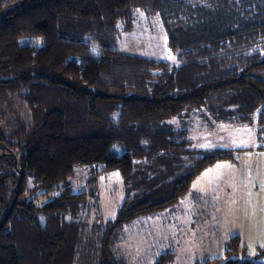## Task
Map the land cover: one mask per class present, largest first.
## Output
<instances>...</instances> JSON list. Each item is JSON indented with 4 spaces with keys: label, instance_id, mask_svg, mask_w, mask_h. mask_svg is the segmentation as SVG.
I'll return each mask as SVG.
<instances>
[{
    "label": "trees",
    "instance_id": "1",
    "mask_svg": "<svg viewBox=\"0 0 264 264\" xmlns=\"http://www.w3.org/2000/svg\"><path fill=\"white\" fill-rule=\"evenodd\" d=\"M6 1L0 122L8 127L0 126V145L17 148L21 175L12 155L0 158V206L9 208L0 264H24L15 228L21 222L33 230L37 264H74L79 224L66 218L84 208L85 193L66 186L41 206L21 196L52 191L78 170L99 166L118 171L131 192L102 243L101 263L120 264L112 253L119 228L174 206L205 170L234 159L225 150L191 149L187 132L168 120L205 110L246 122L259 112L264 131V0H21L5 11ZM138 10L162 17L179 66L116 47ZM24 37H41L43 45H22ZM16 179L17 201L9 204L7 182ZM246 249L233 238L225 258L196 264H238L234 256ZM260 252L256 257H264V247Z\"/></svg>",
    "mask_w": 264,
    "mask_h": 264
},
{
    "label": "rangeland",
    "instance_id": "2",
    "mask_svg": "<svg viewBox=\"0 0 264 264\" xmlns=\"http://www.w3.org/2000/svg\"><path fill=\"white\" fill-rule=\"evenodd\" d=\"M8 1L9 3H7ZM20 1L21 0H7L5 11H9ZM20 42L22 45L37 47L43 45L41 37H24ZM116 47L125 53L168 62L173 67L180 65L177 53L170 47L169 36L162 21V17L160 15H148L143 10H138L136 12V19L131 30H120ZM92 51L97 55L101 53V49L95 45L92 46ZM258 115L259 112L256 113L251 120L246 122H229L217 119V117L205 110H196L190 113V115H185L181 118H172L167 121V124H170L176 131L180 130L187 132V139L191 142V149L202 152L225 150L232 153L234 159L223 161H234L238 158L240 162L243 156L250 158L254 156H264V131L260 129L257 119ZM5 120L6 119L0 122V126L3 125L8 127ZM6 132L7 130L5 133ZM8 154L12 155L14 158V169L17 173H20L16 174L18 178V176L21 175L20 153L16 147H9L3 143V145H0V158ZM227 165L228 166H222V168H218L214 172L209 173L205 182L206 188L212 193L208 198L211 204H216L218 200V208L225 205L231 206L233 203L236 204L240 198H243L245 202H247L248 199L251 200V193L248 195L246 189L248 183L254 182V179L249 178L247 179L248 182L244 180V183L238 181V176L235 175L234 171H239L240 166H238L237 163L234 165L232 162H227ZM211 167L207 170L211 169ZM231 176H234V178L231 179ZM221 181L228 184L230 188L237 190L239 198L233 197V195L226 196L227 194L224 192L221 193L219 189L222 188ZM15 183L16 185L11 180L7 182L6 196L9 204L13 203L14 200L17 201L18 186L21 184V179H16ZM235 185L237 187H235ZM66 186H71L75 192L85 193L86 196L84 208H82L77 215H68L66 218L68 222L74 220L79 224L80 232L76 244L74 264H102V243L107 225L110 221L116 219L119 209L131 195V192H127L123 178L118 171L109 173L103 172V169L99 166L97 170H78L71 179L61 182L52 191H37L33 193L30 190L26 191L25 194H22L21 200H24V198L27 200H34L33 202L35 204L41 206L49 199L58 195ZM29 187H34L30 180L28 182V188ZM260 190H264V185ZM188 194L174 205L182 206L183 209L173 210L172 207L174 206H171L165 209L166 211L162 210L165 212L160 211L161 213L157 212L158 214L155 213L152 216L138 218L125 224L114 233L112 253L120 264H157L160 258L158 255L160 250L159 240L165 238V243H167V241L173 240L172 237L174 236H178V239L175 240L181 244L178 245L177 248L175 247L177 252L174 257L172 255L163 256L166 264H196L198 262H205L209 259H216L219 257L225 258L224 253V255L219 257L202 260L204 258L202 256H205L208 248H212L210 246L211 244L199 241H194L195 243H193L190 240H185L186 235L189 233V224L187 222L190 217L184 214V211L190 204L199 205L200 201L198 202L197 200L201 197H206H199V195L195 193L192 195V201L191 199H188V201L186 200ZM212 201L214 203H212ZM8 210L9 208L3 209L0 206V228L8 217ZM215 223L216 222H213V232L215 231ZM162 224H166L163 229L160 227ZM196 226L198 227V229L195 228L197 229L196 234L198 230L205 227V225L198 224ZM15 228L20 238L23 253L25 254L24 264H37L33 255H30V249H32L35 244V236L33 235L32 228L28 225V222H21ZM202 231L204 232V229ZM234 238L241 239L238 235ZM263 247L264 246L259 247L256 254L252 253L249 249L245 251L240 250L238 255L234 256V258L239 261L238 264H242L247 260L264 264V257H256L258 253H261L260 251ZM226 249H228V246Z\"/></svg>",
    "mask_w": 264,
    "mask_h": 264
},
{
    "label": "crops",
    "instance_id": "3",
    "mask_svg": "<svg viewBox=\"0 0 264 264\" xmlns=\"http://www.w3.org/2000/svg\"><path fill=\"white\" fill-rule=\"evenodd\" d=\"M223 162L216 164L211 167V169L200 175L193 183L192 189L186 199H191L192 201V195L195 193H197L199 197H207L199 198L197 200L198 202L200 201L199 205L190 204V206H187L188 208L184 211V214H187L190 217L187 222L189 224V233L186 235L185 240H190L193 243L197 241L210 243V246L213 248H208L205 256H202L204 257L202 260L224 255L230 240L237 235L241 237L243 245L246 246L252 253L256 254L258 252V248L264 246V190H260V188L264 185V156H254L252 158L243 156L240 162L238 158L234 161ZM227 162H232L234 165L237 163L238 166H240L239 171H234L235 175L238 176V181L244 183V180L247 181L249 178L254 179V182L248 183V187L246 189L248 195L251 193V200L248 199V201L245 202L243 198H240L236 204L233 203L231 206L225 205L218 208V200L216 204H211L208 197H210L212 193L208 188H206L205 182L209 173L214 172L218 168H222V166H228ZM232 178H234V176H231V179ZM221 184L222 188H219L221 193L224 192L227 194L226 196L233 195V197L239 198L237 190L230 188L229 185L223 181H221ZM235 187L237 186L235 185ZM212 203L214 202L212 201ZM181 208L182 206L179 205L172 207L173 210H181ZM213 222H216L214 224V232ZM197 224L205 225V227L198 230V233L196 234L198 229L196 226ZM165 225L162 224L160 227L163 229ZM203 229L204 232L202 231ZM172 239L173 240L167 241V243H165V238L159 240L160 250L158 255L160 258L164 255H172L174 257L177 252L175 247L177 248V246L181 243L179 244L175 240L178 239V236H174Z\"/></svg>",
    "mask_w": 264,
    "mask_h": 264
},
{
    "label": "flooded vegetation",
    "instance_id": "4",
    "mask_svg": "<svg viewBox=\"0 0 264 264\" xmlns=\"http://www.w3.org/2000/svg\"><path fill=\"white\" fill-rule=\"evenodd\" d=\"M8 155H10V154H8Z\"/></svg>",
    "mask_w": 264,
    "mask_h": 264
}]
</instances>
